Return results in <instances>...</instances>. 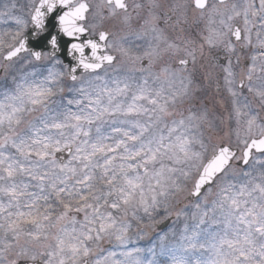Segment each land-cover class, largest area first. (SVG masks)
Here are the masks:
<instances>
[{
	"label": "snow or ice",
	"instance_id": "snow-or-ice-1",
	"mask_svg": "<svg viewBox=\"0 0 264 264\" xmlns=\"http://www.w3.org/2000/svg\"><path fill=\"white\" fill-rule=\"evenodd\" d=\"M0 81V264H264V0H0Z\"/></svg>",
	"mask_w": 264,
	"mask_h": 264
},
{
	"label": "rangeland",
	"instance_id": "rangeland-1",
	"mask_svg": "<svg viewBox=\"0 0 264 264\" xmlns=\"http://www.w3.org/2000/svg\"><path fill=\"white\" fill-rule=\"evenodd\" d=\"M154 243V240L151 239V236L145 237L143 240H134V244L141 248H148Z\"/></svg>",
	"mask_w": 264,
	"mask_h": 264
},
{
	"label": "flooded vegetation",
	"instance_id": "flooded-vegetation-1",
	"mask_svg": "<svg viewBox=\"0 0 264 264\" xmlns=\"http://www.w3.org/2000/svg\"><path fill=\"white\" fill-rule=\"evenodd\" d=\"M3 83H4L3 81H0V84H3ZM212 92H214V88L210 90V94H211ZM156 230H157L158 232L161 231V230H158V229H156ZM151 239L154 240V239H155L154 236H151Z\"/></svg>",
	"mask_w": 264,
	"mask_h": 264
},
{
	"label": "water",
	"instance_id": "water-1",
	"mask_svg": "<svg viewBox=\"0 0 264 264\" xmlns=\"http://www.w3.org/2000/svg\"><path fill=\"white\" fill-rule=\"evenodd\" d=\"M158 230H161L159 227L157 228Z\"/></svg>",
	"mask_w": 264,
	"mask_h": 264
}]
</instances>
